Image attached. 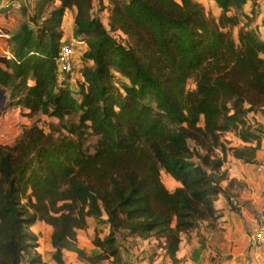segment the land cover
<instances>
[{
	"label": "trees",
	"instance_id": "1",
	"mask_svg": "<svg viewBox=\"0 0 264 264\" xmlns=\"http://www.w3.org/2000/svg\"><path fill=\"white\" fill-rule=\"evenodd\" d=\"M213 1L217 19L195 0H107L98 13L95 0H35L8 36L10 56L0 54V89L32 113L66 120L70 137L55 140L32 125L15 144H0V264H21L24 256L44 264L31 255L36 221L52 228L54 264H66L64 251L89 264H122L129 235L162 238L174 257L183 231L219 217L216 196L232 204L211 174L222 163L210 153L224 150L221 134L234 131L244 145L232 156L255 162L261 137L243 116L264 111V40L246 27L236 39L230 31L238 23L230 8L251 0ZM2 2L0 15L13 0ZM68 9L88 62L76 95L69 75L57 78ZM117 76L125 81L116 85ZM189 79L195 87L186 91ZM161 170L179 183L173 191ZM102 216L108 232L93 240L99 253L87 255L77 231L87 217Z\"/></svg>",
	"mask_w": 264,
	"mask_h": 264
},
{
	"label": "rangeland",
	"instance_id": "2",
	"mask_svg": "<svg viewBox=\"0 0 264 264\" xmlns=\"http://www.w3.org/2000/svg\"><path fill=\"white\" fill-rule=\"evenodd\" d=\"M195 1L203 5L205 13L209 17L217 19L221 14V9L213 0ZM106 3L107 0L103 3H99L98 0H95V11L98 13L103 10L107 7L105 5ZM56 4H58V2ZM2 5L6 6L7 2L3 0ZM34 5L35 0H13L8 11L0 15V30L3 34L7 35L0 36V54L3 50H8V36L16 30L22 21L29 19ZM50 6L51 5H49L48 9ZM228 15L234 16L238 22L235 26L230 28L234 39L237 38V32L240 27L252 29L258 37L262 40L264 39V0H251L242 5L232 6ZM99 17L102 23L107 27V11L101 14L99 13ZM62 27L64 33L63 43H67L71 38L69 36L70 34H72L71 36L73 38L75 37L73 34V22L71 23L69 14L65 15L63 24L61 23V28ZM111 36L121 41L118 34H111ZM84 47L85 46L81 48L79 46L78 53L75 55L76 60L73 73L68 76L67 80L75 95L77 94L76 91L82 79L78 75L80 66L88 63L81 59L82 53L85 50ZM4 54L9 56L8 51ZM123 81L125 80L119 76L115 79L116 85H119ZM194 87V82L191 79L187 80L185 85L186 91H191ZM4 105L3 110L0 112V144L7 146L15 144L21 138L23 130L32 125L41 128L46 135H52L55 140L62 136L70 137L63 127V124H67L66 120L59 122L58 119L49 114H42L40 112L32 113L23 106L18 105L16 99L10 102L7 98ZM261 116H263L261 112L253 114L248 113L243 116V119L250 128V131L259 133V137H261L262 141L264 140V124H261L258 120ZM201 124L202 120H200V125ZM236 135L234 131L221 134L224 150L215 148L210 153V159L219 160L222 165L217 171L211 174L219 181L220 185L226 187V193L230 194V199L233 197L237 203L241 204V202L243 203L241 195L247 192L248 184L244 182V179L237 180L232 176L233 171H237L239 164L234 162L231 149L244 145ZM94 140L95 138L90 139L89 142H86V145L91 142L93 143ZM239 163L242 162L240 161ZM159 178L169 192L179 186V183L163 170L160 171ZM230 206L239 209V207H235L232 204ZM86 222V227L77 231V245L79 248L83 249L87 255L97 254L99 253V249L93 245V240L97 237L102 239L107 234L108 224L105 220V216H102L98 220L93 217H87ZM223 227L224 226L219 220L199 221L194 228L183 231L180 234V241L174 257H170L165 250L164 240L162 238H158L155 235L148 238H141L135 235L126 236L120 248L122 264H127L129 260L133 259L136 261H144L145 264H226V261L232 258V253L234 251V240L228 238L227 230L233 234L234 227ZM30 232L35 235L37 244V248L31 252V255L39 256V259L44 264H54L51 260L52 248L49 243L52 228L42 221H36L30 228ZM238 238L239 235L237 234V238L235 239ZM63 257L66 264H89L86 261L79 260L77 255L73 252L64 251ZM27 261V257L24 256L21 264H28ZM96 264H110V260H102Z\"/></svg>",
	"mask_w": 264,
	"mask_h": 264
},
{
	"label": "crops",
	"instance_id": "3",
	"mask_svg": "<svg viewBox=\"0 0 264 264\" xmlns=\"http://www.w3.org/2000/svg\"><path fill=\"white\" fill-rule=\"evenodd\" d=\"M67 14L70 15L71 23L73 22L74 10L68 9L63 16L62 24ZM71 35L72 34L69 35L71 37L69 41L74 39ZM6 52V50L2 51L3 54ZM78 75L81 77L80 72ZM5 95L7 100L8 94L5 93ZM261 113L263 116L258 120L261 124H264V111ZM233 160L239 165L237 171H233L232 176L237 180L244 179V182L248 184V190L241 195L243 203L241 202V204H239L237 212L230 207L228 200L224 196L219 195L214 198V205L219 214L216 221L219 220L224 226L223 228H227L228 226L234 227L233 234L227 230L228 238L234 240V251L232 253V258L226 261V264H264V244L258 246L252 238L253 231L257 223L261 220V208L264 206V168L261 171L257 169L258 164H264V140L260 142V147L256 151L254 163H245L243 161L239 163L240 160L234 157ZM221 187L225 192L227 191L224 185H221ZM226 194L230 197V194ZM231 198L233 199V197ZM237 234L239 238L235 239L237 238Z\"/></svg>",
	"mask_w": 264,
	"mask_h": 264
},
{
	"label": "built area",
	"instance_id": "4",
	"mask_svg": "<svg viewBox=\"0 0 264 264\" xmlns=\"http://www.w3.org/2000/svg\"><path fill=\"white\" fill-rule=\"evenodd\" d=\"M12 4V3H11ZM0 36H7L0 30ZM79 46L82 48L85 43L82 39L74 38L67 43H62L59 47L56 62H57V78L59 82H65L67 76L73 73L75 55L78 53ZM10 56V54H9ZM264 168L263 164L258 165V169ZM232 205L239 207V203L236 200L230 199ZM253 241L256 245L264 244V206L261 208V220L257 223L252 235ZM127 264H145L144 261L129 260Z\"/></svg>",
	"mask_w": 264,
	"mask_h": 264
},
{
	"label": "water",
	"instance_id": "5",
	"mask_svg": "<svg viewBox=\"0 0 264 264\" xmlns=\"http://www.w3.org/2000/svg\"><path fill=\"white\" fill-rule=\"evenodd\" d=\"M5 100H6L5 90L0 89V112L4 108Z\"/></svg>",
	"mask_w": 264,
	"mask_h": 264
}]
</instances>
